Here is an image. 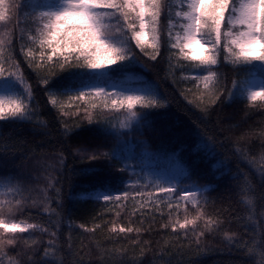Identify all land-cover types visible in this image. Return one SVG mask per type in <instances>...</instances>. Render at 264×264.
Returning <instances> with one entry per match:
<instances>
[{
  "label": "trees",
  "instance_id": "obj_1",
  "mask_svg": "<svg viewBox=\"0 0 264 264\" xmlns=\"http://www.w3.org/2000/svg\"><path fill=\"white\" fill-rule=\"evenodd\" d=\"M6 3L9 18L0 21L4 67L15 72L9 64H19L32 102L30 120H0V201L23 199L14 219L46 231L17 233L16 243L5 245L0 254L4 264H264V102L229 97L233 81L248 78L253 70L227 64L221 54L213 69L224 90L223 95L216 93L219 99L210 97L202 81L186 78L199 70L169 48L173 0H162L156 60L133 42L136 62L109 67L117 70L107 75L89 77L78 68L59 72L55 60L46 59L35 58L30 67L25 52L31 48L28 27L35 14L27 13L29 0L24 7H18L21 0ZM145 50L151 53L147 46ZM50 70L55 74L46 86L42 78ZM255 73L259 83L264 74L258 68ZM87 78L150 87L160 106L137 107L130 127L117 130L106 123L117 110L50 102L51 91L79 88ZM146 162L157 169L180 168L174 199L156 200L150 184L132 182L137 176L133 167ZM191 186L208 187L195 207L178 199L180 190ZM9 187L19 191L8 192ZM98 191L118 193L121 199L78 197ZM198 212L194 227L173 231V223L194 219ZM209 218L215 222L211 230L205 226ZM121 226L133 231L120 232Z\"/></svg>",
  "mask_w": 264,
  "mask_h": 264
},
{
  "label": "snow or ice",
  "instance_id": "obj_2",
  "mask_svg": "<svg viewBox=\"0 0 264 264\" xmlns=\"http://www.w3.org/2000/svg\"><path fill=\"white\" fill-rule=\"evenodd\" d=\"M27 2L28 0H21L18 7L27 6ZM45 7L47 10L35 14L37 35L30 39L32 43L38 40L40 48L46 50V55L45 51H41L40 59H46L48 62L55 60L59 72L78 68L91 70L81 74L89 77L98 73L107 75L109 71L117 70L109 68L110 65L123 67L122 62H136L132 52L133 42L134 46L151 60H156L159 55L162 0H56L54 4ZM173 7L180 10L173 12ZM9 11L6 0H0V21L9 18ZM168 17L169 48L177 51L178 59L182 58L189 62L193 69L199 70L186 78L202 81L203 88L210 97L217 92L223 95L224 90L219 87L220 74L213 70L220 65L223 54V60L227 64L253 70L248 73V78L233 81L229 97L238 94L241 98L246 97L249 103L264 102V78H261L259 83H255L253 79L257 68L264 74V0H173L169 5ZM177 20L180 23H177ZM175 29L179 31L174 32ZM21 38L23 39V36ZM3 43L0 40V91L6 94L0 95V120H30L31 86L20 73L18 63L9 64V67L16 69L15 72L4 67L7 61L2 51ZM146 46L151 49V53L145 50ZM25 58L31 67L35 62L33 53L25 52ZM169 59L171 62V57ZM99 70L106 71L100 73ZM54 74L55 71L50 70L48 76L42 78V83L50 85L49 77ZM73 90L78 91L75 100L84 101L87 97L103 95L106 99L101 110H125L127 115L125 120L121 121L122 128L129 127V123L125 121L137 118V107L151 110L160 106L158 99L151 92H108L105 88L88 83H82L77 89H66ZM219 95H216V99H219ZM50 102L56 104L52 94ZM88 119L91 123V112H88ZM64 131L68 132L69 129L65 127ZM157 188L165 195L177 191L175 187L163 188L157 185ZM16 191L19 189L8 188V192ZM180 191L182 194L178 197L179 200L190 202L194 207L199 205L197 191ZM122 196L126 198L128 193L125 191ZM113 199L119 200L121 196L103 195L105 202ZM56 203L58 207H62L59 201ZM5 204L8 205L7 208ZM23 207V199H16L14 202L0 201V254L3 253L5 245L16 243L14 237L17 233L46 231L39 224L17 222L14 219ZM168 208H172L171 203ZM45 214H48L47 209ZM200 215L198 212L196 218H185L173 223L171 227L173 231L177 226L179 229L194 227ZM6 216L9 219H6ZM214 223L209 218L205 226L211 230ZM113 230L115 231V228ZM119 231L132 232L133 229L121 226ZM5 236L12 238L5 239ZM200 236H203V232L197 234V240ZM35 243L33 241V244ZM47 243L50 248L55 247L52 241ZM48 255L49 250L45 249L44 257ZM0 264H4L2 259ZM9 264L15 262L9 261Z\"/></svg>",
  "mask_w": 264,
  "mask_h": 264
},
{
  "label": "rangeland",
  "instance_id": "obj_3",
  "mask_svg": "<svg viewBox=\"0 0 264 264\" xmlns=\"http://www.w3.org/2000/svg\"><path fill=\"white\" fill-rule=\"evenodd\" d=\"M55 2H56V0H29L30 9L27 13L28 14H31V13L36 14L40 11H45V10H47V8L45 7L46 5H52ZM32 22H33V25L31 27H28V31H29L30 37H35L37 35L36 29L38 28V26H37L36 20H33ZM29 47H31V48L28 51H31L33 53V57L38 59V60H41L40 59L41 51H45V55H46V50H42L40 48L38 40L36 43H32L31 39H30ZM112 66H115V65H110L109 67H112ZM80 70L83 73L91 71V70H85V69H80ZM102 71H104V70H99L100 73ZM97 75H100V74L98 73ZM94 78H97V77H94ZM86 83H88L90 85L98 86L101 88H105L108 92H112L114 90L115 91H121V92H126L128 90H136L137 94L148 93V92L153 93L150 87L143 86L140 84L120 85V84H117L114 82L104 84L98 79L93 80L91 78H87ZM68 88H64L61 90H53L50 92V94L55 96V99H56L55 105L56 106H73V105L84 104V105H87L90 107H93V105H96V107H94V108L102 109L103 103L106 99L103 95H101L99 97H95V96L87 97L86 100H84V101L75 100L74 98L78 95V91H75V90L66 91V89H68ZM72 89H77V88H72ZM81 90L86 91L87 89H81ZM5 94L6 93H4L3 91H0V95H5ZM126 115H127V113L125 110H117V113L115 115H113L112 117L108 118L106 120V123L112 129H117V130L128 129L135 119H133L131 121H125V122L129 123V127L122 128L120 126L121 121L125 120ZM149 163L150 162H146V163H143L142 166L133 167V172L137 173V176L132 180V182H138L141 184H150L156 190L155 191V194H156L155 199L156 200H160V201L168 200L169 201L170 198L174 199L173 198L174 192L165 195L164 193H161L158 191L157 185H159V187H163V188L175 187L177 189L180 168L177 166H168L167 168L157 169L154 166H151ZM131 165L134 166L132 163H131ZM207 188L208 187H206V186L205 187L191 186L189 188H186V190L197 191L198 195H200L201 193L206 191ZM0 190H1V186H0ZM104 194H110L113 197L118 195V193H108L105 191H98V192L90 194V195L82 193L78 197L79 198L92 197L95 199H97V197H99V200H103ZM17 222H19V221H17Z\"/></svg>",
  "mask_w": 264,
  "mask_h": 264
}]
</instances>
